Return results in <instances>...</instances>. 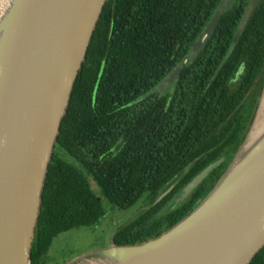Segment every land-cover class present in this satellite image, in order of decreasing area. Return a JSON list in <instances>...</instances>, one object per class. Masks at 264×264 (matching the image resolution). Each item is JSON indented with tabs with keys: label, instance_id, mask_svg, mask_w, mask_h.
Returning a JSON list of instances; mask_svg holds the SVG:
<instances>
[{
	"label": "trees",
	"instance_id": "obj_1",
	"mask_svg": "<svg viewBox=\"0 0 264 264\" xmlns=\"http://www.w3.org/2000/svg\"><path fill=\"white\" fill-rule=\"evenodd\" d=\"M250 1L229 0L205 44L172 83L156 89L223 0H108L49 166L32 264H50L61 233L99 224L104 198L127 210L147 195L150 207L115 235L116 244H134L170 229L213 189L245 139L264 88V0L241 28ZM63 154L87 170L102 195ZM222 157L184 201L165 210ZM251 264H264V248Z\"/></svg>",
	"mask_w": 264,
	"mask_h": 264
},
{
	"label": "water",
	"instance_id": "obj_2",
	"mask_svg": "<svg viewBox=\"0 0 264 264\" xmlns=\"http://www.w3.org/2000/svg\"><path fill=\"white\" fill-rule=\"evenodd\" d=\"M229 0L170 75L172 83L205 44ZM108 0H0V264H32L50 163ZM259 0H251L245 26ZM207 196L159 236L116 244L64 264H251L264 248V129L251 131ZM222 157L184 187V200ZM170 186L153 203L174 188Z\"/></svg>",
	"mask_w": 264,
	"mask_h": 264
},
{
	"label": "rangeland",
	"instance_id": "obj_3",
	"mask_svg": "<svg viewBox=\"0 0 264 264\" xmlns=\"http://www.w3.org/2000/svg\"><path fill=\"white\" fill-rule=\"evenodd\" d=\"M260 97L258 98V104L261 99ZM63 155L64 158L75 163L82 169L94 191L97 194L102 195L101 188L95 179L88 174L87 170L74 157L68 154ZM103 203L107 210V214L99 224L93 227H79L72 229L61 233L55 239L49 251L50 257L53 258L50 264H64L81 255L110 246L112 244L114 232L130 223L134 218L150 207L147 195L139 200L135 206L127 210L118 209L117 206L107 198H104Z\"/></svg>",
	"mask_w": 264,
	"mask_h": 264
},
{
	"label": "bare ground",
	"instance_id": "obj_4",
	"mask_svg": "<svg viewBox=\"0 0 264 264\" xmlns=\"http://www.w3.org/2000/svg\"><path fill=\"white\" fill-rule=\"evenodd\" d=\"M263 129H264V99L261 104V108L257 116L256 122L254 124V127L251 131V138L254 137L256 134H258V132Z\"/></svg>",
	"mask_w": 264,
	"mask_h": 264
},
{
	"label": "flooded vegetation",
	"instance_id": "obj_5",
	"mask_svg": "<svg viewBox=\"0 0 264 264\" xmlns=\"http://www.w3.org/2000/svg\"><path fill=\"white\" fill-rule=\"evenodd\" d=\"M189 195H190V194H189ZM189 195H188V196H189ZM180 196H181V195H180ZM180 196H179L178 198H176L175 201H174L173 203H170V204L166 207V210L171 209V207H174L175 203H177L178 201H184V200L188 197V196H187L184 200H179ZM163 211H164V210H163ZM134 219H135V218H134ZM134 219H133V220H134Z\"/></svg>",
	"mask_w": 264,
	"mask_h": 264
}]
</instances>
